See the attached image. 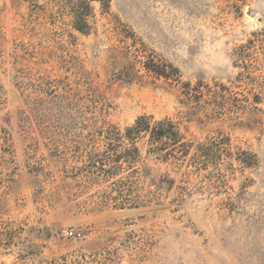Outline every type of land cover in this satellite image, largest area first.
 Instances as JSON below:
<instances>
[{"label": "rangeland", "instance_id": "374dc122", "mask_svg": "<svg viewBox=\"0 0 264 264\" xmlns=\"http://www.w3.org/2000/svg\"><path fill=\"white\" fill-rule=\"evenodd\" d=\"M66 2L0 0V264H264V0ZM142 116L184 162L106 158Z\"/></svg>", "mask_w": 264, "mask_h": 264}, {"label": "trees", "instance_id": "16d2710c", "mask_svg": "<svg viewBox=\"0 0 264 264\" xmlns=\"http://www.w3.org/2000/svg\"><path fill=\"white\" fill-rule=\"evenodd\" d=\"M66 1L69 4L66 6L69 12L72 13L76 25H78L76 29L81 32L89 30L90 25L86 17L88 16V10L91 8L90 0ZM94 1H100L104 6L107 4V0ZM144 69L148 76L156 80L164 79L171 85H182L184 89L183 95L192 103L197 101L198 92L203 95V92L197 90L196 87H192L190 83L183 84L178 70L170 64L160 63L151 58L144 63ZM96 97L100 98L99 96ZM105 134L109 141L106 158L119 164V168L122 167V163L126 164L133 173H138L134 167L141 159V153L137 146V142L141 138H147L149 153L165 163L181 164L188 157L190 148V145L180 132L179 125L170 119L156 121L151 116H142L137 119L132 127L126 129L125 134L120 133L115 128H108ZM212 145L216 144L212 143ZM241 154L243 157L240 161L243 165H254V155L247 152H242Z\"/></svg>", "mask_w": 264, "mask_h": 264}, {"label": "built area", "instance_id": "2783aa9c", "mask_svg": "<svg viewBox=\"0 0 264 264\" xmlns=\"http://www.w3.org/2000/svg\"><path fill=\"white\" fill-rule=\"evenodd\" d=\"M68 235H69L70 237H73V236H74V232L71 231V232L68 233Z\"/></svg>", "mask_w": 264, "mask_h": 264}]
</instances>
